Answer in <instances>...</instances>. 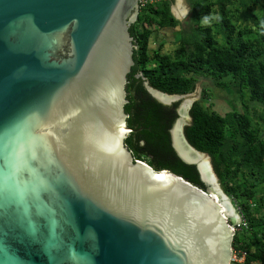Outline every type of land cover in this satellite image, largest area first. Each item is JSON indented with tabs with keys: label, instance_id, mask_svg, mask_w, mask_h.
<instances>
[{
	"label": "water",
	"instance_id": "water-1",
	"mask_svg": "<svg viewBox=\"0 0 264 264\" xmlns=\"http://www.w3.org/2000/svg\"><path fill=\"white\" fill-rule=\"evenodd\" d=\"M140 1L0 0V264H230L232 199L173 134L193 101L170 134L204 187L126 144Z\"/></svg>",
	"mask_w": 264,
	"mask_h": 264
},
{
	"label": "trees",
	"instance_id": "trees-1",
	"mask_svg": "<svg viewBox=\"0 0 264 264\" xmlns=\"http://www.w3.org/2000/svg\"><path fill=\"white\" fill-rule=\"evenodd\" d=\"M188 3V27L180 28L172 0H147L129 28L135 64L126 85L133 128L126 144L136 159L204 187L196 166L172 146L177 104L160 103L146 82L168 94H186L199 78L211 81L191 107L187 139L212 157L223 191L247 224L236 230L233 248L247 252L243 264H264V0ZM166 43L176 47L166 52ZM219 90L230 103L227 110L214 108Z\"/></svg>",
	"mask_w": 264,
	"mask_h": 264
},
{
	"label": "bare ground",
	"instance_id": "bare-ground-1",
	"mask_svg": "<svg viewBox=\"0 0 264 264\" xmlns=\"http://www.w3.org/2000/svg\"><path fill=\"white\" fill-rule=\"evenodd\" d=\"M179 10V9H178ZM181 11V10H180ZM154 95H156L160 100L166 101V102H170L173 99H176L177 97H169L166 95H163L162 93L153 90ZM193 101L192 98H188L186 97L184 99V101L182 102V107L184 109H188L187 106ZM185 113V112H184ZM184 113H182L180 119L177 120V122L175 123V127L173 129V134L175 137V142L177 145V149L179 150L180 154L186 158L189 161H194L197 162L202 175L204 177V179L209 182L211 185V192L215 195V198H220L222 203H223V208L225 209V211L227 212V214H235L233 213L232 210H230L231 206L229 205V201L227 200L226 196H224L223 194H218L214 188H216V178H215V174L212 168V164L210 162V158L207 155L201 154L199 152L194 151L191 147H189L188 145H186L185 143H182V139H180L181 135L184 134V120L186 119V116ZM165 173V172H162ZM166 174V173H165ZM234 210V209H233Z\"/></svg>",
	"mask_w": 264,
	"mask_h": 264
},
{
	"label": "rangeland",
	"instance_id": "rangeland-1",
	"mask_svg": "<svg viewBox=\"0 0 264 264\" xmlns=\"http://www.w3.org/2000/svg\"><path fill=\"white\" fill-rule=\"evenodd\" d=\"M172 1H173L172 11L174 14H176L177 18L181 21L180 28L188 27L187 21L190 18V10H191L188 0H172ZM174 5H176L177 8H173ZM151 46H152V49L156 46V43L154 42V40H152ZM175 47L176 45H173L171 43H166L164 46V51L166 52L172 51ZM210 84H211V81H209L208 79H204L202 77L199 78L195 86V89L188 93L189 95L188 98H192L193 103L197 100H200L204 96V93H203L204 87ZM225 95H226L225 92L220 91V90L217 91L215 98L214 97L212 98V101L214 102V108H216L217 110H227L230 107V103ZM181 103L182 101L177 100L172 105L177 104L176 109H178V106H180ZM184 135L188 138V131H187L186 126L184 128ZM208 157L210 158V162L212 164L214 174L217 175L213 159L210 155ZM209 187H211V185Z\"/></svg>",
	"mask_w": 264,
	"mask_h": 264
},
{
	"label": "built area",
	"instance_id": "built-area-1",
	"mask_svg": "<svg viewBox=\"0 0 264 264\" xmlns=\"http://www.w3.org/2000/svg\"><path fill=\"white\" fill-rule=\"evenodd\" d=\"M147 0H142L141 5L144 4V2H146ZM242 218V216H241ZM244 219H241V221L238 223V225L236 226V229L240 228V224L243 223V225H247L245 222H243ZM246 255L247 252L244 250H236L233 248V252H232V259L230 264H243L245 262L246 259Z\"/></svg>",
	"mask_w": 264,
	"mask_h": 264
},
{
	"label": "clouds",
	"instance_id": "clouds-1",
	"mask_svg": "<svg viewBox=\"0 0 264 264\" xmlns=\"http://www.w3.org/2000/svg\"><path fill=\"white\" fill-rule=\"evenodd\" d=\"M141 2H142V0L140 1V4H139V10H140V5H141ZM231 198V197H230ZM232 199V198H231ZM232 202H233V200H232ZM234 204V203H233ZM234 206H235V204H234ZM235 209H236V211H237V213H238V217H239V220L236 222V224H235V226H234V229H235V233H236V226L238 225V223L241 221V214H240V212H239V210H238V208L235 206Z\"/></svg>",
	"mask_w": 264,
	"mask_h": 264
}]
</instances>
